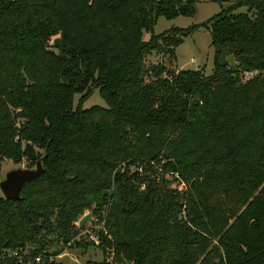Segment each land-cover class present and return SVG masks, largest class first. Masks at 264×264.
<instances>
[{"label":"trees","instance_id":"1","mask_svg":"<svg viewBox=\"0 0 264 264\" xmlns=\"http://www.w3.org/2000/svg\"><path fill=\"white\" fill-rule=\"evenodd\" d=\"M195 1L0 0V170L43 169L0 197V264H56L90 197L101 264H264V0L141 40ZM199 29L208 77L171 67Z\"/></svg>","mask_w":264,"mask_h":264},{"label":"rangeland","instance_id":"2","mask_svg":"<svg viewBox=\"0 0 264 264\" xmlns=\"http://www.w3.org/2000/svg\"><path fill=\"white\" fill-rule=\"evenodd\" d=\"M236 1L238 0H196L195 11L192 16L186 18L177 17L169 21H166L163 18H157L155 21L156 23L152 28V32H143L141 40L143 42H147L150 40L149 38L151 36L158 35L162 32L169 30L170 28L186 29V27H189L191 25L203 24L209 18L217 15L220 12L221 8L227 9ZM235 13H246V8H237L235 9L234 14ZM58 36H55L53 40L56 41V39H58ZM52 50L54 52L58 51L57 48H52ZM174 56L175 60L172 62L171 67H174L176 70L197 71L199 69H203L204 77H208L213 74L212 48L210 47V38L205 30L199 29L189 35L187 39H184L183 42L177 48L174 49ZM145 62L147 65H153L154 63H162L166 66H169L167 59L161 56H156L154 54L146 56ZM247 77L250 76L244 74V79H246ZM90 92V96L87 97L86 100L81 104V108L84 110H87V108L92 106H98L103 108L104 103L100 99L97 90L91 89ZM77 98L78 96L75 97L74 101H76ZM20 167L24 168L25 163L22 162L20 163V165L15 166L9 161L4 160L2 162V167L0 170V183L3 181V178L7 172ZM174 187H176L178 192L184 189V186L181 183L176 180L171 181L169 179V188L173 190ZM89 201L90 210L92 208H95L99 202L96 197H90ZM90 210L84 211L83 216L81 218L89 216L90 220H93L94 222L90 221V223L83 225L81 232L74 236L72 242L64 250V252L54 259V262L56 264H101L102 261H109V258L107 260H103L104 255L101 251V245L94 244L91 240H89L90 234L96 237L97 232L100 230L96 220V216H93ZM83 245H87V247H84Z\"/></svg>","mask_w":264,"mask_h":264},{"label":"water","instance_id":"3","mask_svg":"<svg viewBox=\"0 0 264 264\" xmlns=\"http://www.w3.org/2000/svg\"><path fill=\"white\" fill-rule=\"evenodd\" d=\"M225 62L231 68L237 67V63L234 62L231 55H228L225 58ZM42 171L41 162L40 160H37V163L32 168L20 167L7 172L3 181L0 183L1 197L6 200L18 201L20 199L19 193L21 192V189L26 184L37 180V177L42 173ZM90 221L92 220H90L89 216L81 218L77 223V228L81 229L83 225L90 223ZM30 229L35 231L38 235L36 226H31Z\"/></svg>","mask_w":264,"mask_h":264},{"label":"built area","instance_id":"4","mask_svg":"<svg viewBox=\"0 0 264 264\" xmlns=\"http://www.w3.org/2000/svg\"><path fill=\"white\" fill-rule=\"evenodd\" d=\"M246 75H249L250 77L252 76V75H254V74H246ZM177 190V189H176ZM93 221V220H92ZM94 222V221H93ZM99 225V228H100V230L102 229V223L101 224H98ZM76 227H77V224H76ZM99 230V231H100ZM89 240H91L94 244H99V242H98V239H97V236L95 237V236H93V235H89ZM37 261V260H36Z\"/></svg>","mask_w":264,"mask_h":264}]
</instances>
